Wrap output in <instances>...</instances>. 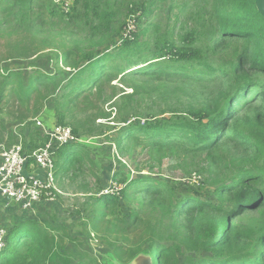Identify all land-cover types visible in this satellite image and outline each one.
<instances>
[{
	"label": "trees",
	"instance_id": "16d2710c",
	"mask_svg": "<svg viewBox=\"0 0 264 264\" xmlns=\"http://www.w3.org/2000/svg\"><path fill=\"white\" fill-rule=\"evenodd\" d=\"M47 1L53 4L48 5L52 16L57 14V7L64 17L72 15L77 3ZM125 1L89 0L79 13L76 24H87L85 46L101 48L86 54L81 51L80 66L74 63L78 57L72 50L58 55L61 71L50 69L26 81L17 73L0 71V93L9 92L20 106L28 105L34 96L45 102L61 93V101L54 103L63 114L80 102L101 96L103 89L118 77L182 85L188 118L138 126L125 132L124 139H141L144 148L156 153L179 149L193 156L202 155L206 165L202 169L208 175L220 172L221 176L233 168L226 175L234 176L231 183L219 186L211 200L177 199L161 181L137 177L117 193L107 192L95 200L93 222L104 223L113 234L137 232L130 249L145 264H178L176 250L181 246L189 253L206 255L187 264H264V225L248 230L230 225L243 214L264 210V20L254 0H196L193 17L197 18V26L189 35L179 36L178 41L163 39L164 36L156 39L157 55L143 47L147 42H139L138 38L149 32L142 30L140 23L150 12L149 6L162 0L143 2L139 7ZM66 2H70L69 7L64 5ZM0 3L5 4L0 11L7 15L11 8L19 10L25 21L20 19L16 25H30L36 11L32 0ZM124 5L127 13L120 23ZM43 7L48 8L45 4ZM130 20L135 29L129 33L134 34L129 40L123 36ZM150 28L155 31L157 25ZM117 35L123 38L122 43H114ZM105 37L113 40L114 50L109 51ZM96 39L98 43L94 42ZM66 69L71 72L65 73ZM256 74L263 80L254 79ZM42 90L50 93L42 94ZM37 109L36 106L35 113ZM72 133L77 131L72 129ZM117 145L120 146L119 141ZM83 148L77 143L59 149L58 171ZM242 164L249 167L239 168ZM224 200L231 206L224 207ZM126 204L133 210L130 215L123 213ZM9 233L0 264H12L22 258L29 259V264L37 263L50 246L47 236L28 223ZM165 233L169 237L174 234L181 246L176 249L166 244L153 248L146 245L148 241L162 240ZM253 254L258 257L251 259Z\"/></svg>",
	"mask_w": 264,
	"mask_h": 264
},
{
	"label": "rangeland",
	"instance_id": "374dc122",
	"mask_svg": "<svg viewBox=\"0 0 264 264\" xmlns=\"http://www.w3.org/2000/svg\"><path fill=\"white\" fill-rule=\"evenodd\" d=\"M32 2L36 11L31 15L30 25H16L21 19L17 8H11L8 15L0 11L1 73H17L26 81L50 69L61 71L58 55L64 51H75L78 58L74 63L80 66L81 51L86 54L91 49H101L85 46L83 37H87V24L85 21L76 24L79 13L85 10L89 0H77L72 15L68 17H64L57 7V14L52 16L48 5L53 4L47 0ZM143 2L149 3L150 0H126L124 3L139 7ZM43 4L48 8H44ZM4 5L0 3V8ZM126 6L123 7L120 23L127 13ZM195 7L196 0H162L156 6L151 4L150 12L140 22L143 23L141 29H149V32L140 36L138 41L147 42L143 47H148L152 54H159V48L156 50L154 45L156 39L164 36L163 39L178 41L179 36L189 35L197 26V18L193 17ZM150 25H157V30L154 31ZM127 26L123 38L130 40L134 34L131 36L129 33L134 31L135 23L130 20ZM118 36L114 37V43H122L123 38ZM94 42L98 43V40ZM104 42L110 44L109 51L114 50L116 45L113 40L105 37ZM70 72L69 69L65 71ZM253 78L263 80L258 74ZM181 91L182 85L176 82L161 84L118 77L103 89L101 96L95 95L88 102H80L78 107L63 111V114L61 109L55 108L56 100L61 101V93L50 96L44 103L34 96L26 106H20L9 92L0 93V151L17 141L21 142L27 154L38 149L45 141L42 133L49 126H67L71 132L75 129L77 133H72L73 140L69 144L78 143L84 147L61 171L57 168L59 156H54L57 192L51 201L40 202L32 213L24 217L14 211L16 224L2 226L8 235L28 223L47 236L50 244L48 250L39 262L32 264H145L142 258H135L131 253L130 247L137 240V232L113 234L104 223L93 222L94 204L98 197L107 192L117 193L123 185L137 177L161 181L177 199L192 197L194 200H211L219 186L231 183L234 176L226 175L234 171L233 168L224 171L221 176L220 172L208 175L205 168L202 169V166H206L202 155L193 156L179 149L156 153L144 148L141 139H124L125 132L138 126L188 118L187 98ZM41 92L50 93L45 90ZM36 106L39 107L37 113ZM32 164L30 162L28 166L31 172L37 169ZM238 167L244 169L249 166L242 164ZM222 203L224 207L231 206L225 200ZM125 208L123 213L126 215L133 213L127 204ZM116 214L122 216L121 211ZM230 225L238 226L240 230L261 228L264 225V210L243 214L233 219ZM163 244L174 248L181 246L174 234L169 237L167 233L162 235V240L148 241L146 245L153 248ZM176 253L178 264H187L192 259L206 256L189 253L182 246ZM257 254H253L251 259L258 257ZM149 255L152 262L153 251ZM29 263V259L22 258L12 264Z\"/></svg>",
	"mask_w": 264,
	"mask_h": 264
},
{
	"label": "built area",
	"instance_id": "2783aa9c",
	"mask_svg": "<svg viewBox=\"0 0 264 264\" xmlns=\"http://www.w3.org/2000/svg\"><path fill=\"white\" fill-rule=\"evenodd\" d=\"M64 5L69 7L70 2ZM45 129L42 135L46 142L28 154L23 150L20 141L0 151V197L7 206L17 205L25 213L31 212L40 202L53 199L57 192L54 183V156L59 149L73 140L69 127ZM30 162L41 176L26 174ZM6 237V230L0 227V253L6 248Z\"/></svg>",
	"mask_w": 264,
	"mask_h": 264
},
{
	"label": "crops",
	"instance_id": "0c3cea01",
	"mask_svg": "<svg viewBox=\"0 0 264 264\" xmlns=\"http://www.w3.org/2000/svg\"><path fill=\"white\" fill-rule=\"evenodd\" d=\"M54 127H48V129H53ZM26 174L28 175V176H37V175H39V172L37 171V170H33L32 172L31 171H29V169L27 168L26 169ZM39 204V203H38ZM38 204H36L35 206H34V208L35 207H37L38 206ZM2 207V210H0V227H2V226H6V225H10V224H13V225H15L16 223L15 222H17V216H15V214H14V211L16 212V211H18V212H20V214H21V216L22 217H24V216H27L28 214H30V213H24L17 205H12V206H10V207H8L6 204H5V202H4V199H2L1 197H0V208ZM33 208V209H34ZM20 210V211H19ZM34 210H32V212H33ZM31 212V213H32ZM25 214H27V215H25ZM23 219V218H22ZM23 220H27V219H23ZM19 224H21V223H19Z\"/></svg>",
	"mask_w": 264,
	"mask_h": 264
},
{
	"label": "water",
	"instance_id": "95a60500",
	"mask_svg": "<svg viewBox=\"0 0 264 264\" xmlns=\"http://www.w3.org/2000/svg\"><path fill=\"white\" fill-rule=\"evenodd\" d=\"M254 4L258 13L261 15V17L264 20V0H254Z\"/></svg>",
	"mask_w": 264,
	"mask_h": 264
}]
</instances>
